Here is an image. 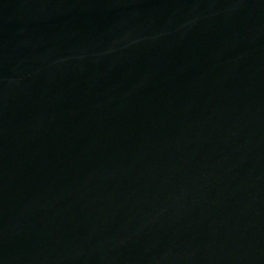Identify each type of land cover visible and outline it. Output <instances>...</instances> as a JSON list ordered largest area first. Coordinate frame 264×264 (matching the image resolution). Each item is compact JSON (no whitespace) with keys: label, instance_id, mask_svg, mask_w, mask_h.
Segmentation results:
<instances>
[{"label":"water","instance_id":"95a60500","mask_svg":"<svg viewBox=\"0 0 264 264\" xmlns=\"http://www.w3.org/2000/svg\"><path fill=\"white\" fill-rule=\"evenodd\" d=\"M0 264H264V0H0Z\"/></svg>","mask_w":264,"mask_h":264}]
</instances>
